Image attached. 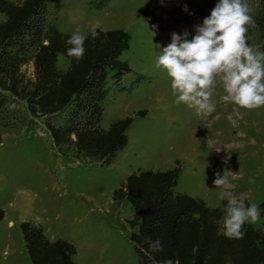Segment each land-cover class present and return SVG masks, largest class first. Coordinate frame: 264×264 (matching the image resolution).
Wrapping results in <instances>:
<instances>
[{
	"label": "rangeland",
	"instance_id": "obj_1",
	"mask_svg": "<svg viewBox=\"0 0 264 264\" xmlns=\"http://www.w3.org/2000/svg\"><path fill=\"white\" fill-rule=\"evenodd\" d=\"M217 2L108 0L98 9L100 0H45L46 24L62 32L79 31L85 36L98 27L122 28L129 34V46L120 58L131 71L119 84L107 79L100 125L105 128L126 116L132 121L126 130L127 145L110 163H89L73 148L55 145L45 118L32 116L24 100L8 97L4 104L8 111L0 110V207L4 209L0 264H31L19 228L24 220L40 226L51 240L72 242L78 251L77 264H135L129 235L136 227L131 229L126 222L133 209L124 199L113 200L111 194L139 169L166 170L179 163L175 190L203 198L210 207L227 200L220 198L221 190L213 184L216 173L228 177L226 191L232 195L257 206L264 201V106L247 110L224 102L217 78L211 98L215 111L197 114L175 103L170 78L156 67L172 34L187 31L191 39L195 26L202 24ZM245 3L251 16L257 1ZM246 37L248 45L258 49L260 39L252 24ZM57 65H62L61 60ZM24 68L30 73V62ZM263 222L260 216L251 225L262 229Z\"/></svg>",
	"mask_w": 264,
	"mask_h": 264
},
{
	"label": "trees",
	"instance_id": "obj_2",
	"mask_svg": "<svg viewBox=\"0 0 264 264\" xmlns=\"http://www.w3.org/2000/svg\"><path fill=\"white\" fill-rule=\"evenodd\" d=\"M107 1L100 0L96 8ZM256 1L252 25L259 35L258 49L264 52V0ZM0 13L5 16L0 22V110L5 111L9 96L24 100L32 116L45 118L55 145L73 148L89 163H110L128 143L126 130L132 117L102 127L103 101L108 93L107 79L119 84L131 71L120 58L129 46V34L122 28L94 27L98 36L93 39L92 28L85 35V54L78 61L67 55L71 45L66 42L72 35L46 24L45 0H0ZM30 49L33 52L27 58ZM58 54L69 60L64 71L57 65ZM29 62L31 72L27 73L24 65ZM180 170L179 163L166 170L139 169L112 191L113 200L124 199L133 209L126 222L131 229L136 227L129 235L135 264L166 260L174 264H264V222L262 229L246 223L242 239L225 237L219 221L227 200L210 207L201 198L174 193ZM245 203L250 205L247 200ZM258 208L264 217V201ZM3 217L0 207V220ZM19 228L31 264H76L72 256L77 250L72 242L50 240L40 226L28 220L20 222ZM149 238L160 240L163 251L151 252L146 242Z\"/></svg>",
	"mask_w": 264,
	"mask_h": 264
},
{
	"label": "clouds",
	"instance_id": "obj_3",
	"mask_svg": "<svg viewBox=\"0 0 264 264\" xmlns=\"http://www.w3.org/2000/svg\"><path fill=\"white\" fill-rule=\"evenodd\" d=\"M249 11L245 0H218L210 15L195 26L191 39L187 31L172 34L171 43L163 47L156 59V67L165 70L170 78L175 103H183L197 114L210 115L215 111L211 98L219 78L224 102L247 110L264 106V52L247 43L248 25L254 23ZM91 36L93 39L98 36L95 28ZM85 39L79 31L73 33L66 42L71 45L67 55L81 60ZM228 183L225 174L216 173L213 184L221 190L220 198H227L222 232L227 238L242 239L244 225L257 222L260 210L257 204L246 205L243 197L226 191ZM146 242L151 252L163 251L160 240L149 238ZM162 264L174 262L166 260Z\"/></svg>",
	"mask_w": 264,
	"mask_h": 264
},
{
	"label": "crops",
	"instance_id": "obj_4",
	"mask_svg": "<svg viewBox=\"0 0 264 264\" xmlns=\"http://www.w3.org/2000/svg\"><path fill=\"white\" fill-rule=\"evenodd\" d=\"M15 1V0H14ZM5 19V16L2 14V13H0V22H2L3 20ZM57 59L60 61L61 60V66L59 67L61 70H66L67 68H68V66H69V60L66 58V57H64L63 55H61V54H58V56H57ZM108 127V126H107ZM107 127H105V128H107ZM174 192L175 193H178L176 190H175V187H174ZM203 199V198H202ZM204 200V199H203ZM206 203H207V201H205ZM217 204V202L215 203V204H210V205H214V206H217L216 205ZM47 236V235H46ZM48 238V237H47ZM50 239V238H49ZM51 240V239H50ZM53 240V239H52ZM77 253H78V251L73 255V260L75 261V263L77 264V261L75 260V257H76V255H77Z\"/></svg>",
	"mask_w": 264,
	"mask_h": 264
},
{
	"label": "bare ground",
	"instance_id": "obj_5",
	"mask_svg": "<svg viewBox=\"0 0 264 264\" xmlns=\"http://www.w3.org/2000/svg\"><path fill=\"white\" fill-rule=\"evenodd\" d=\"M106 24H107V23H105V25H106ZM106 26H108V25H106ZM250 115H251V114L245 116L246 120H249V117H251ZM251 147H252V145H251ZM253 148H254V147H253Z\"/></svg>",
	"mask_w": 264,
	"mask_h": 264
}]
</instances>
